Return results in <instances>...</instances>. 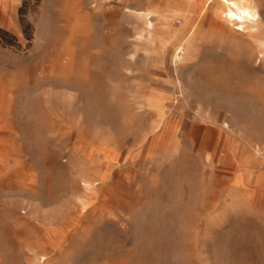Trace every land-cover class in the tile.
I'll list each match as a JSON object with an SVG mask.
<instances>
[{"label": "rangeland", "instance_id": "1", "mask_svg": "<svg viewBox=\"0 0 264 264\" xmlns=\"http://www.w3.org/2000/svg\"><path fill=\"white\" fill-rule=\"evenodd\" d=\"M208 1L0 0V264H264V0Z\"/></svg>", "mask_w": 264, "mask_h": 264}, {"label": "bare ground", "instance_id": "2", "mask_svg": "<svg viewBox=\"0 0 264 264\" xmlns=\"http://www.w3.org/2000/svg\"><path fill=\"white\" fill-rule=\"evenodd\" d=\"M186 3L188 7L182 11L181 15L185 19H190L193 16V0H186ZM207 3L210 6L212 2L209 0ZM214 3L221 8L218 13L220 18L227 24H237L238 31H245V25L250 26V23L259 22L258 0H214Z\"/></svg>", "mask_w": 264, "mask_h": 264}]
</instances>
